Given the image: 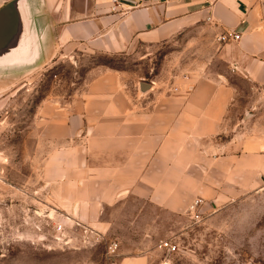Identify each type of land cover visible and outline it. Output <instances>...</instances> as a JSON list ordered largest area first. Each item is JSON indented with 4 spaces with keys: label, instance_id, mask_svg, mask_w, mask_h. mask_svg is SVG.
<instances>
[{
    "label": "crops",
    "instance_id": "0c3cea01",
    "mask_svg": "<svg viewBox=\"0 0 264 264\" xmlns=\"http://www.w3.org/2000/svg\"><path fill=\"white\" fill-rule=\"evenodd\" d=\"M200 26L218 43L217 59L203 73L151 80L142 89L144 79L130 70L96 65L85 93L59 107L41 105V135L59 145L50 161V217L63 224L69 242V225L114 233L118 252L110 264H154L151 230L164 218L194 220L189 209L197 198L200 222L264 190L257 111L264 90V0H0V66L39 57L43 44L124 52ZM226 29L242 37L220 41ZM11 38L28 42L26 50L7 54L2 42ZM154 218L148 229L144 222Z\"/></svg>",
    "mask_w": 264,
    "mask_h": 264
},
{
    "label": "rangeland",
    "instance_id": "374dc122",
    "mask_svg": "<svg viewBox=\"0 0 264 264\" xmlns=\"http://www.w3.org/2000/svg\"><path fill=\"white\" fill-rule=\"evenodd\" d=\"M43 45L37 58L0 66V264H110L118 252V247L111 249L114 233L100 235L74 224L69 225V242L50 217V161L59 145L41 135V105L59 107L85 93L88 72L96 65L128 69L147 82L169 83L176 75L203 73L217 59L218 43L200 26L124 52L95 51L72 42H57L50 49ZM248 87L244 85V97L250 96ZM258 94L259 125L264 127V90ZM263 191L206 221L195 222L187 214L162 219L161 228L151 230L153 244L171 239L178 249L168 253L158 248L154 264H264ZM155 221L146 219L144 225L149 229ZM138 228L130 229L131 237L139 236L134 232Z\"/></svg>",
    "mask_w": 264,
    "mask_h": 264
},
{
    "label": "built area",
    "instance_id": "2783aa9c",
    "mask_svg": "<svg viewBox=\"0 0 264 264\" xmlns=\"http://www.w3.org/2000/svg\"><path fill=\"white\" fill-rule=\"evenodd\" d=\"M241 37H242L241 32H237V31L231 30V29H226L218 35V39L220 41L239 40ZM201 202H202V198H197L190 204L189 211L192 214V217H193L195 222L202 219L201 212L198 209ZM57 228L62 229V224L58 223ZM117 245H118V243L115 242L113 244V246H111V249L115 250ZM157 247L159 249L167 251L168 253H172L178 249V244H176L171 239H161L158 242Z\"/></svg>",
    "mask_w": 264,
    "mask_h": 264
},
{
    "label": "water",
    "instance_id": "95a60500",
    "mask_svg": "<svg viewBox=\"0 0 264 264\" xmlns=\"http://www.w3.org/2000/svg\"><path fill=\"white\" fill-rule=\"evenodd\" d=\"M11 30H12L11 25L5 27V33L6 32L10 33ZM9 37H11V36H9ZM20 43H21V41L17 42V41H14V38H11L5 42H2V47H3V49H9V46L13 47V44H14V49L19 48L21 50H24V49L26 50V46L28 45V42L25 41V44L22 47H17ZM150 86H151L150 83L146 82V81H143L141 84L142 89H148Z\"/></svg>",
    "mask_w": 264,
    "mask_h": 264
},
{
    "label": "bare ground",
    "instance_id": "6f19581e",
    "mask_svg": "<svg viewBox=\"0 0 264 264\" xmlns=\"http://www.w3.org/2000/svg\"><path fill=\"white\" fill-rule=\"evenodd\" d=\"M25 44V41H21V43L17 46V47H22L23 45ZM27 44V43H26ZM15 51V49H14V44H13V47L12 48H10V49H8L7 50V54H11L12 52H14ZM9 59H14V61L17 59V58H14L13 56L12 57H9Z\"/></svg>",
    "mask_w": 264,
    "mask_h": 264
}]
</instances>
